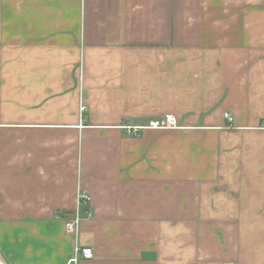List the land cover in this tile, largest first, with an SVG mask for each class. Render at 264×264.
Listing matches in <instances>:
<instances>
[{
	"label": "crops",
	"instance_id": "obj_1",
	"mask_svg": "<svg viewBox=\"0 0 264 264\" xmlns=\"http://www.w3.org/2000/svg\"><path fill=\"white\" fill-rule=\"evenodd\" d=\"M263 122L264 0H0V260L264 264Z\"/></svg>",
	"mask_w": 264,
	"mask_h": 264
},
{
	"label": "built area",
	"instance_id": "obj_2",
	"mask_svg": "<svg viewBox=\"0 0 264 264\" xmlns=\"http://www.w3.org/2000/svg\"><path fill=\"white\" fill-rule=\"evenodd\" d=\"M85 111L86 108L82 106L81 112L83 113ZM225 118L230 122L233 120L230 114H225ZM261 127L264 128V122L262 123ZM177 128H179L177 120L172 115L166 116L164 119L152 120L146 126L124 127V129L128 132V134H134V135H138L140 132L146 129L158 130V129H177ZM90 202H91V198L88 194L84 192H78L76 215L72 221L66 223L65 227L67 231L78 233L82 220V218L79 215V207L83 204H88ZM87 216L90 217L91 214L88 212ZM93 257L94 254L92 249L76 248L74 257L71 260H69L67 264H78L80 260H91L93 259ZM0 264H5V263L2 260H0Z\"/></svg>",
	"mask_w": 264,
	"mask_h": 264
}]
</instances>
